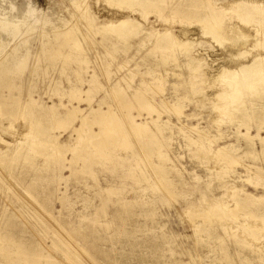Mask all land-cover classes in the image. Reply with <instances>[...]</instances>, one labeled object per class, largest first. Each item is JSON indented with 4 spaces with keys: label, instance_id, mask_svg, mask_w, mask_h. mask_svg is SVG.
Wrapping results in <instances>:
<instances>
[{
    "label": "rangeland",
    "instance_id": "obj_1",
    "mask_svg": "<svg viewBox=\"0 0 264 264\" xmlns=\"http://www.w3.org/2000/svg\"><path fill=\"white\" fill-rule=\"evenodd\" d=\"M162 1L143 9L133 6L135 0H0V14L19 20L24 15L30 17L26 13L30 7L37 11L34 18L37 16L39 20L43 15L55 25L60 24V19L70 20L71 14H75V17L72 15L73 37L59 40L62 57L57 61H50L42 54L43 48L47 47L44 46L46 39L55 40L50 33L51 27L40 22L33 25L34 32L21 37L29 48L28 53L42 57L29 58L27 66H21L20 75L16 76L14 72L6 86L0 85V138L11 143L9 151L18 146L16 138L24 139L22 136L28 132L30 119L35 118L39 125L46 126L42 116L44 106L20 107L19 99L26 100L32 95L49 105L61 99L69 107L70 103L71 106L77 104L71 88L87 89L93 80L104 89L93 88L91 93L82 95L83 98H91L94 103L105 97L103 108L112 106L111 110L117 115L120 113L118 116L129 113L139 122L143 116L156 118L155 113L141 105L142 102H149L153 108L161 110L162 120H167L163 106L155 102L171 95H186L183 101L188 117L181 120L189 126L198 124L200 130L209 132L205 134L210 138L204 139L201 146L181 138L176 129L172 130L176 136H170V131L165 129L162 134L155 133L152 137L142 134V140L141 134L131 130L125 116L123 121L127 125L122 127L126 136L123 143L128 146L121 142L118 148L116 142H108V147L101 151L108 155L103 163L96 160L103 156H98L100 140L90 136V132L98 131L101 126L92 122L83 126L82 135H75L76 140L69 142L72 151H65V158L70 160V163H63H66V169L52 157L32 158L33 162L9 154L0 157V264H8L6 260L20 257L17 251L14 252L19 248V253L28 257L27 264H264V199L247 201L241 192L234 197L231 191L235 186L242 187L244 194L264 195V152L254 141L255 155H252L245 149L243 141L238 144L233 137L239 118L245 115V108L251 116L264 104L258 99V95L264 98V91L254 94L244 90L246 107L240 109L238 100L232 103L226 98H218L217 91L224 93L226 87L217 78L211 79L216 77L214 70L223 63V66L235 68L234 63L246 64L253 54H264V43L252 49L245 48L247 44L236 41L235 30L227 33L229 23L239 24L243 31L249 29V25L235 16L232 20H222L218 31L224 39L212 38L208 34L210 29L200 21V16L211 11L208 0ZM216 1L223 5L231 0ZM145 15L148 16L146 21ZM122 16L138 19L144 27H169L174 35L182 36L187 30L192 36L201 38L200 47L211 52L212 59H225L224 55L235 52L237 47L247 53L240 58L242 61H233L227 56L225 62L213 61L214 66L206 68L205 73L198 70L191 75L188 67L180 65L183 58L168 41L148 40L140 32L117 35L116 31L101 27L97 32L93 23L88 22L92 17L100 26L123 19ZM0 38L4 42L11 41L4 33H0ZM74 45L80 50H75ZM172 56L180 59L181 68H174ZM124 58L130 61H124ZM165 68H172L182 76L170 75L165 83ZM116 69L125 74L121 86L126 97L122 100L111 92L115 79L112 73ZM157 73L162 79L155 81V77H159ZM9 85L11 88L8 89ZM133 87L138 88L142 96L132 95ZM251 94L253 97H249ZM251 102L255 105H250ZM86 105L80 104L82 108ZM223 106L230 111L220 112ZM128 107L134 108L128 112ZM63 111L61 108L60 112ZM170 120L176 122L174 117ZM47 124L51 135L61 133V141L68 140L70 129H57L56 119L52 116ZM240 131L244 132V128ZM218 133L223 140L212 137ZM250 133L255 134V129H250ZM147 137L149 140L144 141ZM229 142H235L238 149L228 157H219L210 150ZM137 153L143 154L138 167ZM160 153L172 159L180 169L179 174L170 170L169 158L168 163L161 162ZM145 154H148L147 159ZM238 177L249 178L251 183H242ZM58 198H62L64 208ZM205 213L207 215L203 216ZM11 264L20 263L14 260Z\"/></svg>",
    "mask_w": 264,
    "mask_h": 264
},
{
    "label": "bare ground",
    "instance_id": "obj_2",
    "mask_svg": "<svg viewBox=\"0 0 264 264\" xmlns=\"http://www.w3.org/2000/svg\"><path fill=\"white\" fill-rule=\"evenodd\" d=\"M121 1H123V0H121ZM124 1H126V0H124ZM158 1H162V0H135L133 6L141 7L143 9H145L147 6L154 5V2H158ZM171 1H173V0H171ZM208 4H210L209 6H210L211 11H208L206 14L200 16V19H201L200 21L204 22V25L206 28L208 27V29H210L211 32H209L208 34H211L212 38H214V39L219 38L220 40L224 39L222 37V34H220L221 32L218 31V30H221L219 28L221 26L222 20H224L223 18H229L230 20H232L235 16L236 19L242 21L245 25H249L248 26L249 29L246 31H243L239 27V24L234 25V24L229 23L230 25H227L229 28L226 27L227 29L225 30L227 33L229 31L235 30V34H237L236 41L240 40L241 44H243V45L247 44L245 48L249 47L250 49H252V48H255L258 45L264 43V1H262V0H231L230 2H227L223 5H221L216 0H208ZM30 12H32V13H30ZM85 12H86V10H85ZM26 13H27V15H30V17L24 15L21 20H19L17 17H7L6 14H3V15H1L2 13L0 14V33L6 34V36L11 39V41H8V42L5 41L4 42V40L0 38V85L2 84L4 86H6V84H8L9 80L11 79L10 75H12L14 72H15L16 76L20 75L21 68H22L21 66H23V65L27 66V62L29 61V58H31V57H34V58L42 57V55L37 56V53L34 55L30 54V52L28 53L29 48H28V46H25V41L21 38V37H25L27 34H29L31 32H34V28H33L34 26L33 25L41 22L44 25L51 27L50 33H52V36L55 40L52 41V38H47L46 43L44 44V46L47 45V47L43 48V49H45V51L43 50V53H42L44 58H46L50 61H57L58 59H60L59 58L60 56L62 57V55L59 52V47H58V46H60L59 44L61 43V42H59V40L60 39H64V40L72 39V37H73L74 29H72V28H73V24L75 25V23H74V20L72 17L75 14L74 15L71 14L70 20L69 19H67V20L66 19H60V24L55 25L54 23L51 22V20L48 17H45L43 15H42V18L39 20L37 19V16H36V18H34L35 15L37 14L36 9L33 10V8L30 7L27 9ZM115 13H117V12H115ZM41 14H43V13H41ZM124 15H125V13H124ZM85 16H87V15H85ZM147 17H148L147 15L144 16L145 21L147 20ZM38 18H40V16ZM122 18L123 19H120L118 21L116 20V22H114L112 20L113 22L112 21L106 22L105 24L100 25V26H99V24H96L95 20L92 17H89L88 22L93 23L94 28L97 30V32H99V28L101 27V28L110 29L111 31H116L117 35L126 36L128 33H132V34L135 33L136 34V33L140 32V33H143L144 37L148 40L155 39V40L168 41L169 46L175 47L179 51L178 52L179 55L183 58V63L180 65L188 67L190 69L191 75H194V73H196L198 70L205 73L206 68L211 67V65L214 66L213 61H215V62L221 61V60L224 61L225 59H227V56L229 59H233V61L234 60L235 61H242V60H240V58L243 57L245 53H247L244 51L241 52V49H239V47L236 48V46H234L236 48V51L233 53H230L229 55H224L225 59L224 58L212 59L211 55H210L211 52L209 53L205 48L200 47V44L202 43L200 41L201 38L199 36L198 37H194V35L192 36L191 33L187 32V30L185 31L186 33L184 32L182 34V36L174 35L172 33L171 28H169V27H167V28L164 27V29H158V28H154V26H148V25L146 27H144V26H142V24L140 23V21L138 19H137L138 20L137 21L133 17H125L124 18V16H122ZM245 18H248V20H245ZM107 19H108V17H107ZM117 19H119V18H117ZM22 29H23V31H22ZM97 32H94V33H97ZM190 32H192V31H190ZM49 35H51V34H49ZM71 35H72V37H71ZM18 38H21L20 42H17V40H19ZM77 42H79V41H77ZM76 46L74 47L75 50H80L79 47H77V49H76ZM126 46H128V45H126ZM126 48L129 49L130 47H126ZM246 51H249V50H246ZM228 52H229V50H228ZM215 55H217V54H215ZM217 57H219V56H217ZM82 60H84V58H82ZM172 60L175 64L174 68H178V69L181 68L179 65L180 62H178V61H180V59L178 57L172 56ZM124 61L128 62V61H130V59L124 58ZM208 61H210V62L212 61V63L208 64ZM241 63L242 62L234 63L236 65L235 68L230 67L231 65L229 67L223 66L224 63L221 66H218V64H217L218 67L216 70H214V72L216 71V75H215L216 77L213 76V78H211V79L217 78V80H220L219 82H221L224 85V87H226V91L224 93H222V92L219 93V91H222V90L217 91L218 94L217 93L216 94L218 95V98L219 99L220 98H226L227 100L231 101L232 103H234L236 100H238V107L240 109L242 107L243 108L246 107V102L244 101V96H243L244 90L247 89L248 91H250V93H254V94L256 93V91H260V90L264 91V54H259V53L253 54L251 56L250 61H248L246 64H241ZM213 69H215V68H213ZM209 71H210V69H209ZM30 73L32 74V72H30ZM163 73L165 74V77H163L165 79L164 80L165 83H166V78L170 75L173 77H178V76L181 77L182 76L180 73L174 71V69H172V68L171 69L165 68ZM157 74H158V76L160 75L159 73H157ZM112 75L115 76V79H114L113 85L111 87V92L113 93L114 97L116 96V98L118 100H122L126 97L125 96V90L121 86V82L123 80L122 76L125 74L121 73V71L116 69L112 73ZM209 76H211V75H209ZM160 77L161 76H159L157 78L155 77L154 80L156 81ZM207 78H208V75H207ZM161 79H162V77H161ZM28 82H31V80H29ZM167 84L170 85V82L167 81ZM171 85L175 86V84H173V83H171ZM147 86H148V84H147ZM7 87L9 89V88H11V85H9ZM93 88L95 90H98V91L101 90L102 88L104 89V87L101 84L95 83L94 80L92 81L91 85L87 89L82 90L81 88H78V87H75L74 89L71 88V90H72L71 93L74 94L75 100L77 101L76 105L71 106V103H70L71 107L70 106L68 107L67 105H65L61 99H59L60 101L58 103H51L50 105L47 104L46 101L41 100L40 98L39 99L34 98L32 95H28L26 100H24L23 98L19 99L18 104L20 105V107L30 108V107H34V105H37V106L43 105L44 106L43 108L45 111H43L42 116L45 117L46 126L44 127V126L39 125L37 120L35 121V118L30 119L29 120V127L27 130L28 132L26 133L25 132L26 129H24V132L26 134H24L22 136V138H24L23 140L19 139V137L16 135L18 137V138H16V142L18 141V143H17L18 146L15 147L12 151L8 150V147L11 145V143L0 138V157L2 158L5 155L8 156V154L12 155V156L15 155V157L21 156L24 159V161H27V162L31 161L32 158L35 159L36 157H40V156L46 157V158L52 157V158H55L56 163L58 161H60V166L64 167L67 162L70 163V160L66 159L64 156L65 153L72 151L71 145H68L69 142L71 143V142L75 141L76 140L75 135L81 133V129L83 128V126L89 122H90V124L92 122L93 125L95 124V125L101 126V127H99L98 131L90 132V136H91V138L92 137L95 138L94 140H96L97 138L100 140V144L98 146V150H99L98 156L99 155L102 156L103 154L101 151L104 150L105 147L106 148L108 147V142H110V141L116 142L117 145H119L122 142V145H124L125 142L123 143V140L125 139L126 136H125V132H122V127L126 124V122L123 121L124 120L123 117H125V116H126L128 123L130 124L129 127L131 128V130L136 131L141 135L142 134L143 135H150L152 137L153 135H155V133L162 134L163 130L168 129L171 133L170 136H174L175 133L173 134L172 130L176 129L178 132V135L181 136V138H185V140L187 142H191V144L192 143H195V144L200 143L202 146L204 139H206V140L210 139L209 136H207V134H205L208 131L205 132V131H203L204 129L200 130L198 128V124L196 126H189L187 123H184V121L181 120V118L188 117V115L185 113L187 105L183 101V99L186 95L185 96L180 95L179 97H178V95H175V96L171 95L170 97L167 96V97L162 98L161 100H159V102L154 101L155 103H159L161 106H163L164 113L168 114L167 120H162V118H161L162 113H160L161 110H157V109L153 108V106L149 102L148 103L142 102L141 105L144 106V108L147 109L148 111L150 109V112L152 114L155 113L156 118L154 116H152V117L151 116L150 117L143 116L144 120L142 119L139 122V120H136L135 116H132L129 113L127 115L123 114V115H121V117L118 116L120 113L117 115V113H115L113 110H111L112 106H108V108L105 106L107 108V110L104 109L105 107L103 108V105L105 104V97L104 98L102 97V99L100 98L99 100L95 101L94 103H92L91 98H83L82 95H87V94L91 93L93 91L92 90ZM139 92H140V90L138 88L133 87L132 95L142 96ZM254 94L249 95V97H253L252 95H254ZM242 96H243V99L241 100ZM258 99H260L264 103V98L260 97V95H258ZM214 101H216V100H214ZM81 103H86L87 105L82 108L80 106ZM113 103H115V101ZM129 103H130V101H129ZM219 104H220V101H219ZM250 105L254 106L255 104L251 102ZM223 107L220 109V112H221V110H223V112L230 111L229 109H225V107L223 109ZM61 108L64 109L63 112H60ZM115 108L117 109V107H115ZM133 108L128 107L127 108L128 112ZM214 108L215 107H213V109ZM259 108L260 109L255 111L253 115L251 114V116L247 114V111H249V110H247L245 108V110H244L245 115H243L241 118H239L238 124L236 126V130H235V132H233V137L235 138L236 142L239 144L240 141H243V143L245 145V149L248 150L250 153H252V155H255L254 154L255 153L254 152V147H255L254 141H257V144L260 145L261 150L264 152V135L262 134V133H264V104ZM217 111H219V109ZM51 116L56 119V122L58 125V126L56 125L57 129H62L63 131L70 129V134H69L68 140L66 142L61 141V139H60L61 133L59 135H51L50 127L47 124V122L51 118ZM171 117H174L176 119L175 123H173L170 120ZM214 119H213V121H214ZM252 121H254V124L252 123ZM53 126H54V124H53ZM91 127L92 126H90V128ZM97 128H98V126H97ZM241 128H244V132L240 131ZM252 128L255 129V132H256L255 134H251L252 131L250 133V129H252ZM53 129L54 128H52L51 130H53ZM6 133H8V132H6ZM82 134L83 133H81V135ZM143 135L141 137H143ZM16 136L14 135V137H16ZM212 137L219 140V141L223 140L222 135L219 133L216 136H212ZM29 138H30L29 142H25V140H28ZM87 139H89V138H87ZM141 139L143 140L144 137ZM148 140L149 139L147 137L144 141H148ZM153 140H154V138H153ZM77 143H78V139H77ZM140 144H141V142H140ZM2 146H4L5 148H2ZM112 146H113V144H112ZM124 146H128V145L125 144ZM120 147L121 146L119 145L118 148H120ZM237 149H238V146L235 145V142L234 143L229 142L227 144L217 146V148L215 150L214 149H210V150L213 154H217L219 157H228V156H230L231 152L236 151ZM65 151H67V152H65ZM70 153H72V152H70ZM147 155L148 154H145L146 159H147ZM142 156H143V154H138V153L136 154L135 160H136L137 164L135 163V161H134V163L137 165V167L139 166V161L142 160ZM158 157L162 163L163 162L168 163V161L170 159L166 154L162 155V153H160L158 155ZM85 158H87V157H85ZM107 158H108V155H106V153H105L102 157H99L96 160L98 163H103L104 160L107 161ZM175 158L177 159L178 157H175ZM148 159L150 160V158H148ZM170 160H171L170 170L172 172H174L175 174H179L180 169H178L175 166L172 159H170ZM64 161H66L65 164H63ZM71 161H73V160L71 159ZM32 162H33V160H32ZM93 163L94 162L91 161V164H93ZM120 166H121V164H120ZM65 167L63 169H66ZM121 167L123 168V166H121ZM161 167H163V166H161ZM244 167H248V166H244ZM142 169H143V167H142ZM147 170H149V169H147ZM138 171H139V169H138ZM143 171H145V170L143 169ZM154 171H155V169H154ZM148 172H150V171H148ZM243 172H244V170H243ZM145 175H147V174H145ZM0 177H1V175H0ZM153 177L154 176H152V180H153ZM238 180H240L242 183L243 182L251 183L250 182L251 180L249 178L243 179L241 177H238ZM153 181H155V180H153ZM153 181L151 184H154ZM163 183H164V181H163ZM233 183H235V181H233ZM154 189H155V187H154ZM231 191H232V196H234V197H238L240 195V192H241V194L244 196L243 198L247 201L252 200L253 202L254 201L259 202L260 200L264 199V195L253 196V195L247 194V193L244 194L243 193L244 190L242 187L237 188V187L233 186L231 188ZM163 192H164V190H163ZM165 193H163V194H165ZM58 200L60 201L62 208H64V205L62 204V198H58ZM205 215H207V213L203 214V216H205ZM40 217L42 218V216H40ZM49 217L53 218V216L51 214H49ZM37 219H39V218H37ZM42 220H44V218ZM46 224L48 225L47 222H46ZM48 226L50 227L51 224ZM54 235H56V231H55ZM55 238L56 237H54V239ZM69 239L70 238H68V240ZM19 247H17V248H19ZM19 250H21V249L20 248L18 250L16 249L14 252L17 251V254L21 255V256L18 257L16 255L17 256L16 259H9L8 261L6 260V262L8 264H11L12 261L14 262V260H16V262L20 263V264L29 263L27 261L28 257L27 258L24 257L25 255H22V253H19ZM70 250H71V248H70ZM8 257L9 256H7V258ZM84 260H85V258H84ZM34 263H36V262L34 261Z\"/></svg>",
    "mask_w": 264,
    "mask_h": 264
}]
</instances>
